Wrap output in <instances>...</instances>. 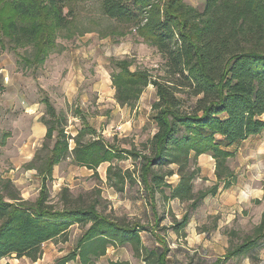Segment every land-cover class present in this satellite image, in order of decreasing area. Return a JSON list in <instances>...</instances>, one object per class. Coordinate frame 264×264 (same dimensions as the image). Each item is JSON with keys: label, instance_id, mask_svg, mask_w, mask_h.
<instances>
[{"label": "trees", "instance_id": "trees-1", "mask_svg": "<svg viewBox=\"0 0 264 264\" xmlns=\"http://www.w3.org/2000/svg\"><path fill=\"white\" fill-rule=\"evenodd\" d=\"M70 1L0 0V50L7 48L6 41L33 44L32 55L22 57V62L41 66L56 47L60 31L68 32L66 38L72 36L68 13L63 12ZM74 1L95 2L107 19L136 26L137 34L156 48L163 61L164 73L155 77L145 69H131L130 59H111V85L121 106L134 105L150 84L155 88L152 119L156 130L144 152L121 150L98 137L84 142L82 133L75 137L71 150L77 165L94 172L108 162L107 179L116 192H123L126 184H138L144 205L151 208L152 222L110 218L93 202L84 205L65 198L60 208L48 203L45 181L52 178L54 166L69 152V146L63 129L58 128L52 103L44 97L47 113L55 119V123L46 121L45 139H51L56 131L57 138L45 157H33L40 165L28 166L42 178L40 195L34 201L23 199L10 181L3 182L0 261L11 256L36 261L46 241L60 237L66 241L69 229L77 224L84 231L75 250L57 264L70 260L91 264L105 255L109 246L123 245L132 247L144 264H181L169 259V245L154 231L163 218L157 214L156 196L187 202L195 210L207 195H216L221 184L224 188L233 185L235 173L228 161L236 156L242 141L264 133V0H204L200 9L184 0ZM113 32L122 34L116 29ZM85 129L96 133L89 125ZM203 154L214 159L216 182L195 192L197 161ZM123 157L133 158L132 170L113 164ZM176 174L179 178L173 184L169 178ZM166 188L170 189L168 195ZM189 221L190 215L183 214L172 230L178 235ZM140 230L149 231L156 243L144 245ZM262 238L264 212L254 235L245 236L227 256L248 254ZM110 264L130 263L116 260Z\"/></svg>", "mask_w": 264, "mask_h": 264}, {"label": "rangeland", "instance_id": "rangeland-1", "mask_svg": "<svg viewBox=\"0 0 264 264\" xmlns=\"http://www.w3.org/2000/svg\"><path fill=\"white\" fill-rule=\"evenodd\" d=\"M184 1L197 9L204 3V0ZM63 12L68 13L72 36L66 38L68 32L60 31L55 39L56 47L41 66L22 62V57L32 55L33 44L15 45L6 41L7 48L0 50V190L5 192L3 182L10 181L23 199L34 201L40 195L42 178L37 176L36 169L28 166L40 165V161H32L33 157L36 154L45 157L57 138L56 131L51 139H45L46 121L55 123L47 113L43 101L46 97L55 109L58 128L63 129L69 146V152L54 166L52 178L45 181L48 203L60 208L65 198L84 205L93 202L99 212L110 218L128 223L152 222L151 208L144 205L138 184H126L123 192H116L107 179L108 162H103L94 172L77 165L71 150L75 137L81 133L84 142L98 137L121 150H146L145 145L156 130L152 119L155 115L152 107L157 101L155 88L150 84L134 105L121 106L114 99L111 85L110 73L114 69L111 59H130L131 69H145L156 77L164 73L161 56L155 47L142 40L136 26L107 19L95 2L71 0ZM113 29L122 34L111 33ZM87 125L96 133L84 132ZM43 144L47 149H43ZM206 155L204 160L197 161L195 192L206 190L216 182L214 159ZM113 164L132 170L134 160L123 157ZM228 165L235 176L242 174L241 182L248 189L237 185L224 188L221 184L217 197L206 196V204L197 211L191 210L187 202L174 201L167 205L168 201H162L163 196H156L157 214L163 218L154 231L169 245V259L181 264L219 260L220 264H264V238L244 256H227L229 249L245 236L254 235L262 221L264 162L241 149ZM178 178L176 174L169 181L175 184ZM261 191L260 198L253 195ZM169 192L166 188L165 194ZM185 213L192 217V222L177 235L171 226ZM83 231L84 228L73 225L66 241L60 237L48 243L38 259H45V264H56L75 250L76 240ZM140 234L144 245L156 243L149 231L140 230ZM116 260L144 264L129 245L109 246L105 255L93 260V264H110ZM32 263L28 258L13 256L1 260V264Z\"/></svg>", "mask_w": 264, "mask_h": 264}, {"label": "crops", "instance_id": "crops-1", "mask_svg": "<svg viewBox=\"0 0 264 264\" xmlns=\"http://www.w3.org/2000/svg\"><path fill=\"white\" fill-rule=\"evenodd\" d=\"M263 118H264V115H263ZM241 149H243V151H245V152H247V155H249L250 157H252V158H254V159H256V160H260V162L261 161H263L264 162V133L263 134H260V135H251V136H249V138H247V139H245L244 141H242L240 144H239V146L237 147V152L236 153H238L239 152V150H241ZM205 156H207L206 154L204 155H200V157H199V160L201 161V160H204V157ZM203 157V158H202ZM242 174H240V175H236L235 176V181H234V183H233V185L232 186H235V185H237V186H240L241 188H245L246 187V185L245 184H242V183H244V182H241V178L240 177H242L241 176ZM244 179H243V177H242V181H243ZM240 181V182H239ZM245 189H248L247 187L245 188ZM262 194V191L261 192H257V194H253V195H256V197H258V198H260V195ZM208 196V195H207ZM211 196H213V195H211ZM215 197H217V194L216 195H214ZM206 198H204L203 199V202L201 203V205L199 206V207H197L196 209H195V211H197L199 208H202V207H204V205L206 204V202H207V200H205ZM162 201H168L167 202V205L169 204V202H171V203H173L174 201H178V202H180L178 199L176 200V199H167V200H164V199H162ZM157 204V203H156ZM157 210V209H156ZM191 219H192V217L190 216V221H189V223L190 222H192L191 221ZM188 223V224H189ZM187 224V225H188ZM189 228H190V226H189ZM185 229V228H184ZM186 229H187V227H186ZM189 230V229H188ZM77 241V240H76ZM52 241H46V243H44L43 245H42V249H43V253H44V251H45V249H44V247L48 244V243H51ZM104 256V255H103ZM14 257V256H13ZM64 257V256H63ZM63 257H61L59 260H57L56 261V264H57V262L58 261H61V259L63 258ZM102 257V256H101ZM21 258H26V257H21ZM3 259V258H2ZM40 259V258H39ZM38 259V262H36V261H33L34 263H32V264H45V259H42V260H39ZM1 262V261H0ZM69 262L71 263V264H79V263H76V262H73V261H67L66 262V264H69ZM94 263V261L91 263V264H93Z\"/></svg>", "mask_w": 264, "mask_h": 264}]
</instances>
